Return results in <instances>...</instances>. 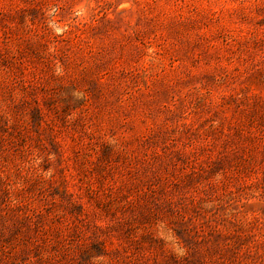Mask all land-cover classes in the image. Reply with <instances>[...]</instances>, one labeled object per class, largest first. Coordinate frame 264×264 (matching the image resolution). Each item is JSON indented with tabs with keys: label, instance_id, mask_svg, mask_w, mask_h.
I'll use <instances>...</instances> for the list:
<instances>
[{
	"label": "rangeland",
	"instance_id": "rangeland-1",
	"mask_svg": "<svg viewBox=\"0 0 264 264\" xmlns=\"http://www.w3.org/2000/svg\"><path fill=\"white\" fill-rule=\"evenodd\" d=\"M0 264H264V0H0Z\"/></svg>",
	"mask_w": 264,
	"mask_h": 264
}]
</instances>
